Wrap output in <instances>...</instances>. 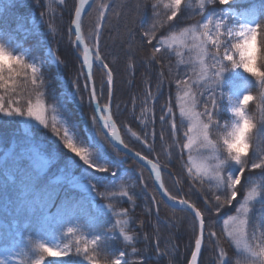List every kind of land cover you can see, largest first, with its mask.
<instances>
[{
	"label": "snow or ice",
	"instance_id": "6c2138e0",
	"mask_svg": "<svg viewBox=\"0 0 264 264\" xmlns=\"http://www.w3.org/2000/svg\"><path fill=\"white\" fill-rule=\"evenodd\" d=\"M56 2L58 6L66 4V0ZM229 5L230 0H197L195 5L191 0H154L151 25L140 34L142 43L151 48L152 60H156L162 51L173 49L174 46L184 49L188 54V60H181L185 65L183 76L177 74L174 77L178 90L175 107L179 110V121L170 103L164 105L159 120L161 124L167 122L170 125L172 146L180 150V159H183L185 151L188 152L186 171L187 178L193 182L192 186L203 185L206 180L215 184L216 190L209 199L204 200L205 206L200 207L187 193H183L184 181L181 178L177 177L173 182L175 193L167 187L162 179V168L166 165L162 166L159 158L153 160L140 150L134 152L141 173L134 187L144 185L140 194L145 195L146 199L150 195V204H164L168 207L170 205L165 204L163 200L166 197L174 211L188 212L192 217L194 243L191 245L190 259L186 264H201L202 245L206 240L208 243L216 241V264H232L229 252L221 247V236L242 256L237 264H264V232L259 224L251 222L248 215L252 203L257 199L264 200V188L245 189L242 184V180L247 182L250 179L245 175L246 171L260 170V174L264 176V154L248 156L250 133L254 129L257 134L264 132V119L257 124L248 112L249 104L253 103L256 109L264 114V5L249 6L241 18L236 20L238 27L228 23L229 18H235ZM147 6V0H136L133 22L143 15ZM45 7L50 5L46 4ZM161 8L165 10L163 16ZM188 9H192L188 19H193L195 15L201 16L202 19L177 31L178 18L183 19V13ZM90 15L95 16L92 26L95 40L91 47L85 42L83 35V20ZM110 15L118 13L108 0H75L70 10V26L67 30L69 39L74 37L72 42L77 50L83 46L81 69L73 81L76 91L70 99L74 101L79 97V102L83 104V92H87L93 113L92 124L103 141L91 146H86L85 142L80 141L78 134L70 131V119L58 122L57 116L52 115L51 123L49 122L48 107L45 103L48 85L42 75L41 66L26 60L23 52L15 53L8 43L0 40V114L4 117L24 118L46 129L51 128L52 133L63 141L64 148L78 157L88 169L93 170L88 173V190L100 197L101 201H107L104 208L100 209L101 215L107 209L116 217L111 227L104 229L101 225V230L94 234L85 235L77 228L68 227L66 233H63L66 241L62 246L39 242L34 247L36 255L29 264H48L47 258H53L62 264H102L101 257L103 264H129V254L126 250L113 252L107 246V241L112 239H122L126 245L132 246V253L139 257L133 264H147L145 253L148 249L138 250L134 246L133 235L128 234L132 224L129 209L124 208L117 213L114 206L126 198L132 208H135L136 193L129 191L123 184L118 190L108 187L104 192L97 190V185L105 176H118L114 162L107 160L105 156V146L118 144L125 152H133L132 146L122 137L114 119V69L105 62L106 58L101 54L102 30L108 25ZM165 27L169 34H158ZM49 28L52 32L56 31L51 24ZM3 35L11 41V37L6 33ZM127 36L134 39L132 29H127ZM16 47L19 48L20 45L17 44ZM176 54L184 55L179 50ZM56 62L62 63L59 58H56ZM97 64L105 76L99 87L94 79V67ZM128 67L131 72L132 64ZM241 71L247 74L248 78L241 76ZM169 73L171 74V69ZM81 76L85 80L83 92L79 83ZM164 80L165 74L161 72L155 92L149 88L145 89L138 117L144 126L143 132L138 134L125 126L126 133L138 141L147 153L154 151L150 137L155 139L156 135L148 130L151 111L148 102L157 99ZM254 92L256 94H253ZM57 99L59 107L63 109L66 101ZM115 109L119 111V105H115ZM56 111V107H53V113ZM222 111L229 112L232 118L230 130L226 129V134L220 133ZM152 123L154 124V121ZM181 131L182 138L179 136ZM163 139L161 133L160 140ZM194 148L197 152L210 149L211 154L197 162L192 157ZM223 152H226V155H223ZM116 155H121L119 150H116ZM33 160L40 173L49 165V161L38 151L34 153ZM104 160L108 162L102 163ZM145 168L150 169V176H154V183L158 185V189H154L151 194L147 192L150 185L145 182L143 176ZM94 173L100 175L93 177ZM172 175L174 174L169 173V176ZM92 178H95L97 183H92ZM51 185H66L72 188L76 185V178L71 174H63L57 176ZM51 185H42L37 178L31 189L33 203L46 215L52 207H58L60 189ZM242 191L244 195L236 209L239 215L225 219L222 232L218 236L217 232L211 230L209 218L213 214L218 215L226 206H231ZM158 212L157 207V215ZM110 233L113 235H109ZM144 239L148 240L149 237L145 236ZM155 252L160 253L158 240ZM160 255L170 253L166 249ZM0 264H7V261L0 259Z\"/></svg>",
	"mask_w": 264,
	"mask_h": 264
},
{
	"label": "trees",
	"instance_id": "16d2710c",
	"mask_svg": "<svg viewBox=\"0 0 264 264\" xmlns=\"http://www.w3.org/2000/svg\"><path fill=\"white\" fill-rule=\"evenodd\" d=\"M108 2L116 8L118 15L109 16V23L102 30L100 47L102 56L106 58L105 62L114 69L113 111L122 137L130 143L133 151L140 150L153 160L159 158L161 165H166L162 168V179L169 189L175 193L173 182L177 177L181 178L184 181L183 193H187L198 206L204 207V200L209 199L216 190L214 182L206 180L203 185L192 186L193 182L187 178L186 171L188 152L185 151L183 159H180V150L172 146L170 125L167 122L161 124L159 120L164 105L170 103L179 121V110L175 107L178 90L174 77L177 74L183 76L185 66L178 60L177 55L169 51H162L156 60H152L151 48L142 43L140 34L151 25L154 0H147L146 10L135 22H133V14L136 0H108ZM74 3L75 0H66L65 6H58L56 0H39V2L0 0V40L8 43L17 54L26 51L25 59L30 62L43 55L45 49L53 52L55 61L56 58L62 61L59 64L56 62L55 66L41 68L48 85L45 103L48 107L49 122L51 123L52 115L57 116L58 122L70 119V131L78 134L80 141L85 142L86 146H91L103 141L97 134V128L92 124L93 113L89 106L88 94L83 92L85 80L82 76L79 78V83L84 95V103L79 102V97L74 101L70 99L72 93L76 91L73 81L81 69L72 42L74 37L70 40L67 34L70 26V10ZM191 3L195 5L197 0H191ZM46 4L50 7H45ZM251 5L259 7L264 5V0H230L229 8L235 18H229L228 23L238 27L236 20L241 18L242 13ZM160 11L163 16L165 10L161 8ZM191 12L192 9H188L183 13V19L178 18L177 31L202 19L199 15L188 19ZM94 23V15L87 16L83 20V35L90 47L95 40L92 33ZM49 24L55 28V32L50 30ZM127 29H132L134 39L127 36ZM4 33L11 37V41L3 35ZM158 34H169L167 27L161 29ZM17 44L20 45L19 48L16 47ZM129 64L133 66L131 72ZM161 72L165 74V80L160 94L155 101L148 102L151 109L148 130L155 132L156 135L155 139L150 137L154 151L147 153L138 141L126 133L125 126L137 131L138 134L143 132L144 126L138 123L137 116L141 111L144 92L146 88L155 92ZM240 75L248 78L242 71ZM94 79L97 87L105 79L104 71L98 66L94 67ZM57 98L66 101L63 109L59 107ZM33 101H35L34 95ZM115 105H119V111H116ZM53 107L57 109L55 113ZM248 112L257 124L264 119V114L259 112L253 103L249 104ZM231 123V114L222 111L220 133L226 134V129L230 130ZM161 133L164 136L163 140H160ZM182 135L181 131L179 136L182 138ZM116 150L113 146H105V156L107 160L114 162L118 176H105L97 185V190L104 192L106 187L118 190L123 184L129 191L136 193L135 208H132L126 198L115 203L114 206L117 213L124 208L129 209L132 224L128 234L133 235L134 246L138 250L148 249L145 253L147 264H186L190 257L191 245L194 243L191 215L188 212L174 211L164 204H150V195L146 199L145 195L140 194L144 185L139 184L134 187L137 178L141 175L138 164L121 152V155L117 156ZM37 151L49 161L43 173L38 171L33 160V155ZM222 154L226 155V152ZM255 154H264V132L257 134L254 129L250 133L248 156L253 157ZM107 160L101 162L107 163ZM90 172L93 170L88 169L78 157L64 148L63 141L52 133L51 128L46 129L24 118L4 117L0 114V259H5L7 264H21V262L29 264L36 255L34 252L36 244L46 242L62 246L66 241L63 233H66L68 227L77 228L85 235L100 231L101 225L104 229L111 227L116 218L115 214L105 209L101 215L100 209L104 208L107 201H101L100 197L88 190ZM169 173L174 175L169 176ZM63 174H71L76 178L75 187L51 185L57 176ZM99 175L94 173L93 177ZM245 175L250 177L247 182L242 180L245 189L264 188V176L260 174V170L246 171ZM143 176L145 182L150 185L147 189L148 194L153 193L154 187L146 170ZM37 178L42 185H51L60 189L58 207H52L47 215L33 203L31 189ZM92 183H97L95 178H92ZM243 195L242 191L231 206H226L218 215L213 214L209 218L211 230L217 232L218 236L222 232L223 221L236 212ZM248 215L251 222L259 224L261 231L264 232V200L258 199L252 203ZM145 236L149 239L145 240ZM205 236L207 237V232ZM157 240L160 253L167 249L170 255H160L155 252ZM215 244V240L211 243L206 240L201 251V264H216ZM220 244L229 252L232 264H237V261L242 259L233 245L223 236L220 237ZM107 246L113 252L126 250L129 254V264H133V261L139 258L132 253V246L126 245L122 239L109 240ZM101 260L103 264V257ZM47 261L48 264H62L53 258H47Z\"/></svg>",
	"mask_w": 264,
	"mask_h": 264
},
{
	"label": "rangeland",
	"instance_id": "374dc122",
	"mask_svg": "<svg viewBox=\"0 0 264 264\" xmlns=\"http://www.w3.org/2000/svg\"><path fill=\"white\" fill-rule=\"evenodd\" d=\"M240 1H244V0H240ZM0 34H1V32H0ZM73 46H74V51H75L76 55H80L79 50H77V48L75 47L74 44H73ZM24 50H26V49H24ZM177 50H179L180 52L184 53V55H183V56H178V55L176 54ZM168 51H169L170 53H172V54L177 55L178 60H179L180 62H181L182 59H183V60H188V59H189V56H188V54L184 51V49H180V48H178V46H174L173 49H169ZM23 53H24L25 56H26V51H23ZM77 57H78V56H77ZM34 62L37 63L38 65H40L41 68H42V67H47V66H49V65H54V66H55V64H56L54 54H53V52H52L51 50H49V49H45L43 55L38 56V57L35 59ZM183 65H184V64H183ZM95 66L97 67V65H95ZM184 66H185V65H184ZM139 115H140V114H139ZM139 115L137 116V120H138V123L141 124L140 120L138 119ZM141 125H142V124H141ZM210 154H211V150H210V149H204V150H201L200 152H197L196 149L194 148L193 151H192V157H193V160H195V161H197V162H199L200 160H203V159L205 158L206 155H210ZM257 200H258V199H257ZM257 200H256V201H257ZM256 201H255V202H256ZM249 208H250V207H249ZM236 215H239V214L237 213V211H236L233 215H231V216H236ZM233 247H234V246H233ZM234 249H235V248H234Z\"/></svg>",
	"mask_w": 264,
	"mask_h": 264
},
{
	"label": "water",
	"instance_id": "95a60500",
	"mask_svg": "<svg viewBox=\"0 0 264 264\" xmlns=\"http://www.w3.org/2000/svg\"><path fill=\"white\" fill-rule=\"evenodd\" d=\"M74 45H75V44H74ZM79 50H80L81 54L78 55V58H79L80 63L82 64V60H83V56H82L83 46H81V48H80ZM97 66H99V65L97 64ZM99 67H100V66H99ZM101 128H102V125H101ZM104 131H105V130H104ZM113 147H114L115 149L119 150L121 153L127 155V156H128L130 159H132L133 161H135V162L137 161L138 158H136V157L134 156V152H135V151H133V152H125V150L122 148V146H120V145H118V144H113ZM140 163H143V162H140ZM145 170H146V171L149 173V175H150V169H149V168H145ZM150 178H151V182H152V185H153L154 189H158V185H156V184L154 183V176H150ZM159 198H161V197H159ZM163 200H164L165 204L170 205V206H168V207L173 208V206H171V202L167 201V198H166V197L163 198ZM202 247H203V245H202ZM201 251H202V250H201ZM189 259H190V257H189ZM189 259H188V260H189Z\"/></svg>",
	"mask_w": 264,
	"mask_h": 264
},
{
	"label": "bare ground",
	"instance_id": "6f19581e",
	"mask_svg": "<svg viewBox=\"0 0 264 264\" xmlns=\"http://www.w3.org/2000/svg\"><path fill=\"white\" fill-rule=\"evenodd\" d=\"M105 131H107V130H105Z\"/></svg>",
	"mask_w": 264,
	"mask_h": 264
}]
</instances>
